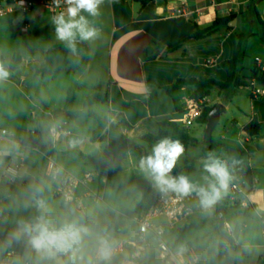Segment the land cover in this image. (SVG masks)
Wrapping results in <instances>:
<instances>
[{"label": "rangeland", "instance_id": "1", "mask_svg": "<svg viewBox=\"0 0 264 264\" xmlns=\"http://www.w3.org/2000/svg\"><path fill=\"white\" fill-rule=\"evenodd\" d=\"M257 7L259 4L253 0ZM261 17L264 19V1L259 5ZM90 21V24L98 29V36L102 37V41L98 42L95 54L103 51L105 40L111 39L114 35L115 26L108 7L99 8V15L96 17L82 13ZM19 16H8L0 18V56L3 65L8 71V80L0 81V128L7 129L14 140H21L20 137L31 136L33 131H37V122L32 118L33 112H38L39 108L44 107L46 111L53 112L56 110H68L70 112L80 111L85 108V100L94 93H101L102 68L100 66L99 55L95 61V68L91 74L79 79L80 72L74 68H70L71 72H63L49 78H35V68L42 67L45 63V55L47 50L54 44L62 41L58 40L55 33V25L52 23L53 16L48 11H30L23 19L30 25L28 33H22L20 26L14 23V19ZM243 23L246 22L243 20ZM238 31L246 30L243 26L237 25ZM90 41V40H89ZM91 44L92 41H91ZM94 46V45H93ZM15 54L21 55L23 62L16 71H10V63ZM94 54V53H93ZM258 80L259 76H255ZM94 79V82H91ZM248 86H240L231 88L229 91L212 89L210 95V103L218 101V91L221 92L222 102L228 105L227 111L222 114L219 123L212 132L211 139L205 135L206 125L197 121L192 126H188L190 135L197 140L196 145H190L184 148L183 154L178 158L176 165L170 173L172 176H187L190 182L196 185H206L204 177L208 175L204 171L203 162L207 159L209 149L222 141L231 142L239 146L236 142V135L231 136L229 129L233 126V120L250 116L254 110H260L264 105V94L259 97H252L253 86L264 90V82H257L255 85L252 81H247ZM16 84H20L22 92L17 89ZM75 90L74 101L67 106L68 90ZM220 104V103H217ZM205 102L204 110L209 108ZM91 111L101 115H106V107L104 104H95L89 108ZM262 109V107H261ZM48 121V116L45 118ZM75 126L70 127L71 133L76 134L79 131L85 134L92 130L100 128L99 123L88 117H80L75 119ZM80 123V124H79ZM149 131L147 133L157 135L160 129L158 124L147 125ZM80 128V129H78ZM173 134V130L164 128ZM145 135V134H144ZM144 135L138 133V137L134 138L132 152L130 153L128 146L129 140H121L111 137L108 142H104L102 146L95 147L89 141L83 148L86 154L101 162L111 165H120L118 172L111 176L103 178L97 176L99 169L96 164L88 159L84 160L80 156H67L66 164L68 171L77 176H84L90 172L94 177L89 180L87 187L80 194L83 204V213L80 216H74L62 207V202L57 200V196L53 187V179L51 177L42 176L43 166H45V157L38 152H28L23 162L18 182L24 181L25 184L39 185L38 194L44 199L47 205V218L53 225L58 226L62 222L71 219H80L85 225L91 229V235L85 238L82 251L78 256H82V260H78L77 264H92L93 249L96 245L97 235H103L114 242L120 237L132 238L136 234V223L133 219L125 215L130 212L132 215L136 212L139 203L145 197H152L139 190L137 183L148 179L139 170V160L147 153H151L153 145L144 141ZM51 136L45 131L44 142L48 143ZM71 139H77L74 136ZM234 138L235 141H230ZM51 140H53L51 138ZM62 142H65L64 138ZM255 152L251 155V164L256 168L257 192H254V200L258 209L250 208V215L243 214L236 209L237 202L232 200L227 192L222 194L219 201H225L227 215L225 222L227 235L231 236L235 243L240 247L241 252L237 258L238 264H264V124L261 129L260 136L253 141ZM69 149V145H63ZM215 158L221 159L224 155L216 148L211 153ZM17 155H11L15 160ZM19 158H17V161ZM103 175V174H101ZM9 182L4 179L2 188ZM19 184V183H17ZM1 188V189H2ZM89 192V196H84ZM161 192L156 187V193ZM155 196V195H154ZM217 207L215 205L209 211L194 215L190 222L192 224H202L203 228L192 231L181 243H178L177 236L172 233L165 235L166 241L173 245L176 241L184 250H192L202 260V264H210V258L213 252H217L220 247H227L219 231L217 219ZM76 208V207H75ZM246 210V209H244ZM136 213L134 215H139ZM92 220H98L105 223H116L122 221L121 225L127 228V233H116L112 230L105 229L102 233H97L92 227ZM20 249L18 252L21 258ZM26 251V259L35 258L31 247L23 248ZM229 253H235L230 250ZM149 260L144 256L134 257L132 253L124 256L121 264H148ZM53 264H58L57 260ZM153 264H160L153 260Z\"/></svg>", "mask_w": 264, "mask_h": 264}, {"label": "crops", "instance_id": "2", "mask_svg": "<svg viewBox=\"0 0 264 264\" xmlns=\"http://www.w3.org/2000/svg\"><path fill=\"white\" fill-rule=\"evenodd\" d=\"M250 1L251 0H159L151 2L144 8H141L138 3L132 0H104V3L100 5V9L108 7L110 10L115 26L114 35L111 39H106L104 41L105 45L103 51L101 50L98 54H95L97 51L95 45H98L97 43L102 41L101 36L90 41H83L88 46L90 59L87 69L84 72H80L81 75L79 79H83L91 74L96 65V58L99 55L103 75L101 93L106 90H109L110 93L109 103L104 104L106 107L105 116H107L109 122L116 125L118 131L124 135L123 138H116L126 141L129 140L128 149L132 156H134L132 152L134 138L138 137V133H140L141 136L150 134L146 132L149 131L147 127L149 124H146L147 120H152L153 124H159L165 120L176 119L180 117L190 105L192 94L195 91L194 87H181L172 94H169L165 87L172 85L177 79L181 78L201 79L206 77L218 81H225L226 72L222 68H219L218 64L224 60L231 59L235 55L237 44L236 35L245 30L238 31L236 27H232V30L223 28L211 37L199 41H192L180 50L155 61H145L144 57L148 47L154 41L165 46L175 44L192 35L196 26L206 28L217 18H224L230 15L239 16L247 10ZM263 1L264 0H256V3L261 5ZM259 5L257 8H259ZM16 20L17 18L14 19L15 24ZM242 24L246 29L248 24H244L243 20ZM91 41L93 44H91ZM256 57L264 61V42L258 36L251 37L247 42L246 58L243 63L245 70L242 72V77L245 79V82L248 83L247 81L251 80L254 85L259 82V80L255 78L254 69H260L255 62ZM70 68L72 67H67L65 73L71 72ZM4 80L6 82H11L7 78ZM91 82H94V79ZM261 82H264L263 70ZM15 86L22 92L20 84L15 83ZM229 90L230 89L226 91ZM212 91L213 90H211L209 96L205 98V102L211 107H216L218 105L217 103L223 104L226 112L228 105L222 102L220 91H218V101L214 104L213 102L210 103L209 97ZM0 102H2L1 98ZM261 107L260 110H254L250 116L246 115L244 118L234 119L232 121L233 127L229 129V134H232L231 136L236 135V142L239 143V146L225 141L215 146L227 143L239 149L251 147L255 152L253 141L257 139L260 134L257 137L251 138L244 133L243 128L250 123L254 117H256L263 126L264 105ZM45 111L44 107H41L37 113L33 112L32 114V118L37 122V131H35L36 138H41L43 145L52 149V155L55 161L67 171L66 158H68L67 156H73V154L65 153L78 151L86 157L95 159L91 154H86L84 152L83 148L86 142L89 141L95 147H100L104 142H108L111 137H115L107 134L105 141L93 143L90 138L92 134L100 128L92 130V132L87 134L78 130V132L74 134L71 133L70 127L75 126V119L65 120L62 117L51 118L48 116V121H45L47 117V115L43 114ZM34 114L37 115L36 118H34ZM120 115L126 119L132 128L127 129L121 124L119 120ZM53 128L68 130L71 134L61 135L59 144H54L51 138L48 143H45V131H48V134L51 136L50 131ZM72 136L77 139H71L70 137ZM20 138L22 139L24 137ZM63 138L65 142H62ZM229 140L235 141L234 138H229ZM74 141L76 142L75 146H73ZM63 145H69L70 148L67 149L63 147ZM216 149L220 151L219 148ZM28 152L33 151L21 148L17 152L14 161L10 157L9 159L0 160V163H5L6 161L15 162L17 158L23 163L27 159L25 155ZM220 152L224 155L220 160L229 158L226 152ZM38 153L45 157L46 165L47 156L41 152ZM253 153L246 156L243 162L252 169L254 174L255 187L249 197V202L253 208L257 210L258 207L254 200V192H257V184L259 181L256 178V168L251 164V155H253ZM134 158L136 157L134 156ZM83 159L86 160V158ZM101 163L109 167L118 166L121 168L120 165ZM42 170H44V168ZM97 174L100 178H103L104 181H106V177L109 176L108 174L101 175V171ZM42 176H44V174ZM77 177L81 178L83 176ZM11 185L24 187L31 184H25L24 181L18 182V179L13 183L7 182L3 188L1 187L2 185L0 186V196L3 195ZM35 198L34 196L23 195L4 196L0 198V255L18 250L19 247H29L25 236L14 238L12 235L17 234L21 221L31 220L33 216L38 213L34 206ZM30 251L35 255V258L31 261L32 264H53V261L43 260L38 257L34 250L30 249L29 252ZM27 255L28 254L22 259L31 260L26 259Z\"/></svg>", "mask_w": 264, "mask_h": 264}, {"label": "trees", "instance_id": "3", "mask_svg": "<svg viewBox=\"0 0 264 264\" xmlns=\"http://www.w3.org/2000/svg\"><path fill=\"white\" fill-rule=\"evenodd\" d=\"M132 1L138 3L141 6V8H144L151 2L159 1V0H132ZM162 1H167V0H162ZM253 2L254 1L251 0L247 6V10L241 14L242 20H244L248 24V26L245 31L237 33L236 35L237 44H236L235 55L231 59L224 60L218 64V67L222 68L226 72L225 81H218L206 77H203L201 79L181 78V79H177L172 85L165 87L166 91L169 94L174 93L181 87L192 86L195 88V91L192 94V99H205L209 96L210 91L214 88H218L220 90H228L240 86L250 87L249 83H246L245 79L242 77V72L245 70L243 63L246 58L247 42L251 37L254 36H258L264 42V19L261 17L258 8L254 5ZM237 17H238L237 15H230L224 18H217L210 26L206 28H201L199 26H196L195 31L193 32L192 35L172 45L165 46L162 45L161 43L154 41L146 50L144 57L145 61H155L157 59H161L164 56H167L171 53L180 50L186 44L192 41H199L211 37L223 28H226L227 30H232L233 28L229 26V23L232 20L236 19ZM89 59H90L89 49L85 42L77 43V52L75 54H73L65 46L64 42L56 43L47 50L45 55L44 65L42 67L37 66L35 68V78L37 79L49 78L54 75H59L65 72L67 67H72L78 72H84L89 64ZM1 62H2V57L0 56V63ZM21 63H22L21 55L15 54L10 63V71H16L21 65ZM254 73L255 76H259L258 80L261 81L262 71L258 68H255ZM74 99H75V90L69 89L67 106H69L74 101ZM109 99H110L109 90H106L103 93H94L85 100V104H84L85 108L83 110L75 111V112H70L68 110H56L54 111L53 114L54 117H62L65 120L76 119L80 117H88L96 120L100 125V129L92 134L90 139L91 142L93 143H99L105 141L107 134L111 136L123 138L124 135L118 131V127L116 125H113L109 122V118L107 116H101L89 109L91 106L95 104H108ZM213 108L214 107H209L206 110H204L202 116L197 119V122L206 125L208 122V115ZM119 120L125 128L127 129L132 128V126L126 121V119L123 116L120 115ZM151 123L152 120L146 121V124H151ZM158 126H160L158 134L145 135L143 137L144 141L155 145L159 140L167 137L173 140H179L184 148H187L190 145L197 144V140L190 135L187 127L175 123L172 120H165L159 123ZM164 128L172 129L173 134L167 130H164ZM261 129H262V123L259 122V120L256 117H254L250 123L244 126L243 131L247 136L254 138L261 133ZM20 144L22 148H24L25 150L38 151L45 154L46 156L53 154L51 148H48L47 146L43 145L41 138H36L34 136L24 137L20 140ZM214 148H219L220 151L226 152L229 157L234 158L235 161L240 166L239 172L244 175V178L248 183V185L251 188L255 187L253 171L248 165L244 164L243 162L246 156L254 152V150L251 147H247L246 149H239L230 144L223 143L220 144L219 146H212L209 149V153H212ZM10 151L13 152V150ZM65 154L77 155L94 162L103 175L108 174L109 176H111L120 170L118 166L116 167L106 166L101 162L92 159L91 157H86L85 155H83L78 151L67 152ZM147 155L148 154L144 156ZM9 158L10 157L1 156L0 160L9 159ZM137 185L139 190L143 191L149 196L151 195L152 197H145L139 203L136 212L134 214L140 212L144 213L145 211H147L154 203L158 194L160 193V192L156 193V187L149 179L139 181ZM38 189H39L38 184L26 185L24 187H17L11 185L9 189L3 195L0 196V198H3L4 196H19V195L34 196L40 198V195L38 194ZM185 197L190 204H196L197 202L200 201L199 197L195 193H192ZM218 202L219 200L216 202L215 205H217ZM250 208H253V206L251 205L246 210L236 207L237 210H240L243 214L247 216L250 215ZM38 214L39 213H37L35 216H37ZM134 214L132 215V213L130 212H125V215L131 219L134 218L135 216ZM80 215L81 213L78 216ZM35 216H33V218ZM121 223L122 221H118L116 223L110 224L98 220H92V227L94 231L97 233H102L103 230L108 229L117 233L126 234L127 228L123 227ZM202 228H203L202 224L190 223L185 225L181 229H177L175 233L178 237V243H181L186 237H188V235L192 231L200 230ZM220 235L222 239L225 242H227L228 246L220 247V249L217 252H213L210 258V264H238L237 258L239 256V253L241 252L240 247L235 243L234 239L231 236L227 235V232L225 235H222L220 232ZM19 237H22V235ZM23 248L24 247L20 249L21 254L26 255V251H24ZM230 250H232L235 254L231 255L229 253ZM60 257L63 258L67 264H70L66 256L61 255L58 256L57 259ZM123 259L124 256L110 258L107 264H121ZM153 260L154 259H149L148 264H153Z\"/></svg>", "mask_w": 264, "mask_h": 264}, {"label": "built area", "instance_id": "4", "mask_svg": "<svg viewBox=\"0 0 264 264\" xmlns=\"http://www.w3.org/2000/svg\"><path fill=\"white\" fill-rule=\"evenodd\" d=\"M67 5L65 0H59L57 6L55 0H0V18L8 16L16 17V24L20 26L22 33H28L30 25L23 20L32 10L48 11L53 16L61 12H66ZM255 62L264 71V61L256 57ZM252 96L254 98L264 94V90L253 86ZM205 99H191L188 108L180 117L172 121L184 127L192 126L204 112ZM43 114L54 118L53 112L45 111ZM36 118V114L33 115ZM54 144H59L61 135H70V131L61 128H53L50 131ZM31 136L36 137L33 131ZM12 134L5 128H0V150H13L11 155H17L22 148L20 140H14ZM226 164L232 179L229 182L227 194L237 202L236 207L248 209L251 204L249 197L253 191L246 182L244 175L239 172V164L234 158H225L221 160ZM23 163L21 161H6L0 163V186L4 179L10 183L15 182L20 174ZM46 177L53 179V187L56 196L63 202L70 203L73 207L83 213V204L80 194L82 189L87 187V183L94 177V174L88 172L79 178L71 172L63 169L54 159L53 155L47 156V162L43 170ZM97 176H99L97 174ZM84 196H89L87 192ZM225 206V201H219L217 205ZM213 205L212 207H214ZM205 209L200 201L196 204H190L184 195L175 192H160L151 207L139 215H135L133 220L136 223V234L132 238L120 237L111 242L113 252L110 258L126 256L132 253L134 257L144 256L154 259L160 264H202V260L192 250H184L177 241L170 245L165 235L167 233L175 234L177 229H181L190 224V219L199 213L209 211ZM228 227V225L226 224ZM177 236V235H176ZM178 240V237H177ZM96 245L93 249V261H96ZM0 264H32L30 260H23L18 250H13L7 254L0 255Z\"/></svg>", "mask_w": 264, "mask_h": 264}, {"label": "clouds", "instance_id": "5", "mask_svg": "<svg viewBox=\"0 0 264 264\" xmlns=\"http://www.w3.org/2000/svg\"><path fill=\"white\" fill-rule=\"evenodd\" d=\"M59 6V0H55ZM66 12L53 17L55 33L58 40L75 54L77 43L93 40L98 37V29L82 13L96 17L104 0H65ZM9 73L0 65V81L6 79ZM76 142H73L75 146ZM184 147L179 140L163 138L153 145L151 153L139 160V170L162 192H175L180 195L195 193L200 204L211 208L227 192L232 177L224 162L211 153L203 162L204 171L209 175L204 177L206 185H196L184 175L172 176L170 173L178 158L183 154ZM34 206L38 215L28 221H21L17 230L18 236H25L27 243L38 257L47 261H55L58 256H66L70 264L82 260L78 256L86 237L91 235V229L80 219L66 220L58 226L47 218V205L44 199L36 197ZM95 264H107L113 247L109 239L103 235L96 237ZM91 264V262H90Z\"/></svg>", "mask_w": 264, "mask_h": 264}, {"label": "water", "instance_id": "6", "mask_svg": "<svg viewBox=\"0 0 264 264\" xmlns=\"http://www.w3.org/2000/svg\"><path fill=\"white\" fill-rule=\"evenodd\" d=\"M242 24V16L239 15L236 19L232 20L229 23L230 27H236L237 25H241ZM225 112V106L223 104H218L216 107H214L209 115H208V122L206 124V137L208 139H211L212 136V132L214 130V128L217 126V124L220 121V117L222 115V113ZM12 154V152L10 150H0V157L1 156H6V157H10ZM57 200L61 201L59 198H57ZM62 207L67 210L70 214L74 215V216H78L80 214V212L73 207L70 203L68 202H62ZM227 215V210L226 208L219 204L217 207V219L219 221V231L221 232L222 235L226 234V222H225V217ZM14 238H17L18 235H12ZM57 263L58 264H67L65 262V260L63 258H58L57 259Z\"/></svg>", "mask_w": 264, "mask_h": 264}]
</instances>
